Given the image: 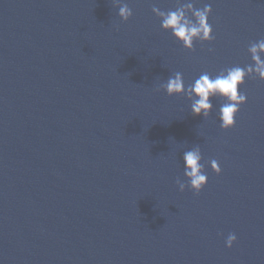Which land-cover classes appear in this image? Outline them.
I'll return each instance as SVG.
<instances>
[{
  "label": "water",
  "instance_id": "95a60500",
  "mask_svg": "<svg viewBox=\"0 0 264 264\" xmlns=\"http://www.w3.org/2000/svg\"><path fill=\"white\" fill-rule=\"evenodd\" d=\"M206 6L209 38L190 47L162 26L180 10L198 25ZM261 41L264 0H0V186L165 264H264ZM234 68V125L219 95L193 115L196 80Z\"/></svg>",
  "mask_w": 264,
  "mask_h": 264
},
{
  "label": "clouds",
  "instance_id": "9594fccd",
  "mask_svg": "<svg viewBox=\"0 0 264 264\" xmlns=\"http://www.w3.org/2000/svg\"><path fill=\"white\" fill-rule=\"evenodd\" d=\"M209 10L210 6H206L204 11L197 10L195 12L194 15L198 20V25L191 24L186 20L182 10L169 12L164 18L162 26L165 29H170L176 39L182 41L186 47H190L193 37L201 33L202 38H209L211 27L206 22ZM128 14L129 12L126 8L121 9L122 16L126 17ZM258 49L264 52V41H261L250 49L252 58L256 63V71L260 73L261 77H264V61H261L259 55H257ZM243 76L244 70L241 68L231 69L226 76L221 75L214 80L210 79L207 75H202L191 88V92L198 97L192 106L193 115H199L202 110L207 114V111L211 108L208 100L210 95L225 97L228 102L220 110L221 127L223 129L231 128L234 125V116L239 106L246 100L244 94H237V86L242 83ZM182 87V81L179 74H177L176 78L169 80L167 92L169 94L179 93ZM199 159L198 152L190 151L184 156L185 167L188 170L186 175L190 178L191 187L197 194H199L207 180L204 174H200ZM211 168L213 173L216 175L220 174V168L216 161L212 162ZM235 240V234L230 233L225 246L231 248Z\"/></svg>",
  "mask_w": 264,
  "mask_h": 264
}]
</instances>
